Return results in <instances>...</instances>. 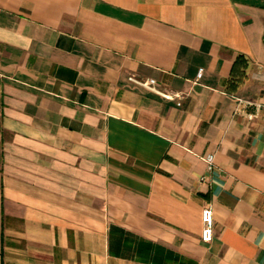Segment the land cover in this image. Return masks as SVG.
I'll return each mask as SVG.
<instances>
[{"label": "crops", "instance_id": "obj_1", "mask_svg": "<svg viewBox=\"0 0 264 264\" xmlns=\"http://www.w3.org/2000/svg\"><path fill=\"white\" fill-rule=\"evenodd\" d=\"M263 31L264 0H0V264H264Z\"/></svg>", "mask_w": 264, "mask_h": 264}, {"label": "built area", "instance_id": "obj_2", "mask_svg": "<svg viewBox=\"0 0 264 264\" xmlns=\"http://www.w3.org/2000/svg\"><path fill=\"white\" fill-rule=\"evenodd\" d=\"M263 43H264V31H263ZM202 76V70L198 71L197 80H199ZM127 81L132 85L153 93L160 98L166 101H174L177 100V105L180 106V101L182 99V95L179 93H170L159 88L158 83L154 79H139L135 76H129ZM240 103L243 101L239 100ZM204 161L206 163L207 172H211L214 168V156L212 154H207L204 156ZM201 241L204 243H209L213 239V228H214V218H213V210L211 206H206L201 210Z\"/></svg>", "mask_w": 264, "mask_h": 264}, {"label": "trees", "instance_id": "obj_3", "mask_svg": "<svg viewBox=\"0 0 264 264\" xmlns=\"http://www.w3.org/2000/svg\"><path fill=\"white\" fill-rule=\"evenodd\" d=\"M240 65H242L241 58H237L236 62L232 67L230 79L228 81V86H227V89L231 92H233L239 86V84L242 82L244 78L243 73L240 74L239 72Z\"/></svg>", "mask_w": 264, "mask_h": 264}]
</instances>
